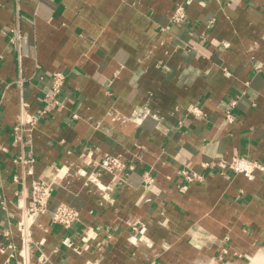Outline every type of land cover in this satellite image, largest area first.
Masks as SVG:
<instances>
[{
	"label": "crops",
	"instance_id": "crops-1",
	"mask_svg": "<svg viewBox=\"0 0 264 264\" xmlns=\"http://www.w3.org/2000/svg\"><path fill=\"white\" fill-rule=\"evenodd\" d=\"M263 32L264 0H0V264H264V172L204 165L264 162ZM56 70L62 105L41 114ZM38 178L54 190L24 246ZM60 202L80 212L70 229Z\"/></svg>",
	"mask_w": 264,
	"mask_h": 264
},
{
	"label": "built area",
	"instance_id": "built-area-1",
	"mask_svg": "<svg viewBox=\"0 0 264 264\" xmlns=\"http://www.w3.org/2000/svg\"><path fill=\"white\" fill-rule=\"evenodd\" d=\"M172 19L175 23H187V13L185 6L179 3L175 8ZM21 31H13L12 41L19 42L22 38ZM262 39L264 41V32L262 34ZM67 81L66 74L64 71L56 70L52 75V89L50 92L44 95L43 100L46 102L45 108L42 110L41 114H46L49 107L61 106L62 101L60 100V95L63 91V87ZM237 103V99L233 98L231 100L232 108L226 109L225 119L232 123L235 120V115L233 113V106ZM190 112L201 116L204 114L203 110L199 106H193ZM25 118L20 119L18 125L15 129L18 131H27L28 136H31L32 126L39 120L40 115L29 114L25 115ZM138 116H134L137 118ZM139 118V117H138ZM28 123V124H27ZM28 125L25 126V125ZM100 165L109 171H114L116 168L122 169L123 164L118 159L109 162L106 160L100 161ZM206 167H217L221 171L232 170L238 173L244 174L249 179H254L260 172H264V162L255 158L246 157L244 155H234L230 158L220 157L218 159H212L204 163ZM83 174H87L88 179L94 180L92 173L88 174L85 170L80 171ZM182 174L186 182L200 181L204 179V174L195 171L191 167H185L182 169ZM154 180V177L148 172L144 174L143 183L148 185ZM54 181H46L45 179L38 178L34 179L31 183L30 195L22 208L21 217L18 221V229L20 230L22 243L24 246L28 245L32 240V227L39 218V216L48 210L49 201L53 194ZM51 219L53 222L60 224L65 229H70L74 222L80 219V212L74 206L66 203L60 202L53 210L51 214ZM91 236V235H90ZM89 236H84V240L87 241ZM24 264V262H23Z\"/></svg>",
	"mask_w": 264,
	"mask_h": 264
}]
</instances>
